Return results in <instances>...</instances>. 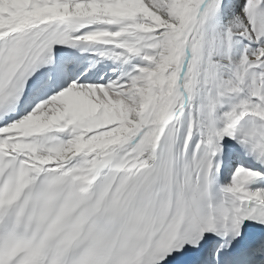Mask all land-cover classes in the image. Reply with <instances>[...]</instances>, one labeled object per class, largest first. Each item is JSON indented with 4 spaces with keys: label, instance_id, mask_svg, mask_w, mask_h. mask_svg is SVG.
<instances>
[{
    "label": "snow or ice",
    "instance_id": "6c2138e0",
    "mask_svg": "<svg viewBox=\"0 0 264 264\" xmlns=\"http://www.w3.org/2000/svg\"><path fill=\"white\" fill-rule=\"evenodd\" d=\"M0 264H264V0H0Z\"/></svg>",
    "mask_w": 264,
    "mask_h": 264
}]
</instances>
